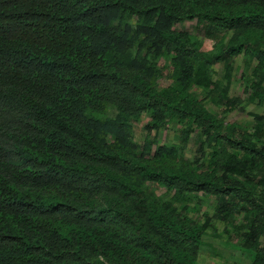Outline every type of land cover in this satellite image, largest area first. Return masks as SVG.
I'll return each mask as SVG.
<instances>
[{
	"label": "trees",
	"instance_id": "obj_1",
	"mask_svg": "<svg viewBox=\"0 0 264 264\" xmlns=\"http://www.w3.org/2000/svg\"><path fill=\"white\" fill-rule=\"evenodd\" d=\"M185 21L211 51L174 29ZM238 56L248 103L264 102V0H0V264H195L209 220L174 205L197 193L223 225L241 216L249 264H264V119L247 133L190 91L215 63L228 81ZM171 121L179 145L157 144ZM193 136L205 164L181 155Z\"/></svg>",
	"mask_w": 264,
	"mask_h": 264
},
{
	"label": "rangeland",
	"instance_id": "obj_2",
	"mask_svg": "<svg viewBox=\"0 0 264 264\" xmlns=\"http://www.w3.org/2000/svg\"><path fill=\"white\" fill-rule=\"evenodd\" d=\"M177 31L185 32L201 44L204 52L211 51V42L195 36V21H185L174 26ZM156 68L161 72L160 78L156 81V88L162 89L171 84L169 79V58H158L154 60ZM251 65L248 61L238 56L231 60V71L228 81L224 78V69L221 63H215L210 67L211 86L207 90L191 88V93L201 102L203 108L210 114L222 120L225 124H235L241 130L251 133L254 121L252 115H259L264 119V102L254 101L248 103L247 99L251 92L248 82L250 79ZM226 87L225 91L223 90ZM247 88V89H246ZM264 91V82L261 84ZM226 100L237 99L233 107L226 105ZM110 114V112H109ZM147 117L143 115L139 121L133 123V140L140 144L145 133L142 126L146 123ZM193 132L192 135H196ZM179 127L175 122H169L163 129L150 136L159 145H179ZM188 142L181 155L185 160L193 161L198 159L200 164H205L198 153L197 137ZM264 140V138H263ZM145 190L156 198L168 200L171 193L155 184H146ZM176 211L191 218L201 225L208 219V226L204 231L201 248L195 264H249L251 255L241 247V216L235 217L230 225H223L218 220L212 219L214 200L211 196L197 193L190 198L187 205H174ZM260 242H264L261 236Z\"/></svg>",
	"mask_w": 264,
	"mask_h": 264
}]
</instances>
